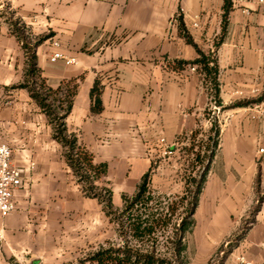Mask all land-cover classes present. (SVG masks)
<instances>
[{
	"label": "crops",
	"instance_id": "1",
	"mask_svg": "<svg viewBox=\"0 0 264 264\" xmlns=\"http://www.w3.org/2000/svg\"><path fill=\"white\" fill-rule=\"evenodd\" d=\"M224 5L225 0H0V144L11 146L14 162L28 169L14 211L0 215V264H62L116 239L103 206L77 182L48 117L27 89L15 87L24 81L27 60L10 21L20 19L33 42L45 38L37 63L48 86L76 85L67 129L95 163L107 164L96 184L112 191L113 206L120 209L123 196L134 195L146 173L153 176L165 146L175 151L209 123L211 92L197 66L186 64L199 58L198 50L216 49L224 107L262 95L264 3L232 0L216 47ZM179 15L194 45L181 34ZM56 51L77 63H51ZM96 81L102 87L98 113L91 98ZM220 130L212 165L222 162L223 170L214 175L212 192L235 217L263 198L231 264H240V257L264 264V162L257 153L264 139V100L224 109Z\"/></svg>",
	"mask_w": 264,
	"mask_h": 264
},
{
	"label": "trees",
	"instance_id": "2",
	"mask_svg": "<svg viewBox=\"0 0 264 264\" xmlns=\"http://www.w3.org/2000/svg\"><path fill=\"white\" fill-rule=\"evenodd\" d=\"M231 8L232 0H225L224 29L216 47L224 38ZM178 21L181 34L194 45L184 27L182 15L178 16ZM10 25L12 34L19 39L25 50L27 60L24 81L15 87L27 89L46 114L53 128V137L61 144L64 157L77 182L87 196L97 199L103 206L110 222L114 224L118 240L108 241L85 257L64 264H190L188 236L196 226L195 215L218 146L219 129L214 126V137H210L205 154L198 158L203 165L202 172L187 182L182 195L155 194L150 188V173H146L137 192L132 196L124 195L122 208L115 209L112 191L96 184L107 173V164L95 163L92 154L67 129L66 120L73 107L76 85L67 84L65 89L62 86L57 89L48 86L37 63V47L45 38L33 42L28 28L20 19L11 20ZM198 52L199 58L186 64L197 66L216 105L230 109L258 104L264 100L263 91L258 98L237 101L224 107L220 98L216 49L210 54L200 50ZM101 92L102 87L96 81L91 89L94 113L102 109Z\"/></svg>",
	"mask_w": 264,
	"mask_h": 264
},
{
	"label": "rangeland",
	"instance_id": "3",
	"mask_svg": "<svg viewBox=\"0 0 264 264\" xmlns=\"http://www.w3.org/2000/svg\"><path fill=\"white\" fill-rule=\"evenodd\" d=\"M214 105H216L215 102H213ZM216 106L217 109L212 108L211 111H206V118H209L207 125H201L194 136L178 144L171 155L161 154L153 176L150 175V188L155 194L182 195L187 182L202 172L203 165L198 158L205 154L210 137H214V126L219 129V137L221 134L220 117L224 109ZM219 144L218 138V146ZM222 170L223 163L217 161L213 163L208 173L204 194L201 196L195 215L196 227L188 236L190 264H231L232 253L244 242L249 225L254 221L261 197L254 205L241 212L239 217H235L230 214L231 210L227 209L226 202L212 192L211 183L214 175L216 173L219 175ZM115 241L118 242L117 238ZM85 256L81 255L67 262L76 261ZM242 260L245 259L242 257L236 259L240 264H243Z\"/></svg>",
	"mask_w": 264,
	"mask_h": 264
},
{
	"label": "built area",
	"instance_id": "4",
	"mask_svg": "<svg viewBox=\"0 0 264 264\" xmlns=\"http://www.w3.org/2000/svg\"><path fill=\"white\" fill-rule=\"evenodd\" d=\"M264 3V0H260ZM53 45L57 48L60 47L58 41H54ZM63 62L65 65H73L77 63L76 58L66 56L61 51L54 52L50 57L51 63ZM195 70V67L192 68ZM214 109L218 107L213 106ZM163 145H165V139L160 140ZM174 152L170 147H166L162 150L164 156L171 155ZM257 153L261 160L264 162V139L258 145ZM14 150L11 146L7 144H0V215L2 217H7L15 209L14 196L17 190L21 189L26 181L27 168L18 166L14 162ZM30 170L33 168V164L30 165ZM243 264H255L253 262H248L245 260L241 261Z\"/></svg>",
	"mask_w": 264,
	"mask_h": 264
}]
</instances>
